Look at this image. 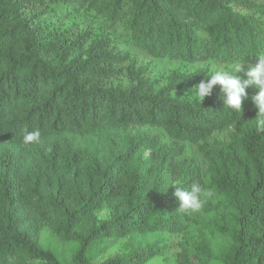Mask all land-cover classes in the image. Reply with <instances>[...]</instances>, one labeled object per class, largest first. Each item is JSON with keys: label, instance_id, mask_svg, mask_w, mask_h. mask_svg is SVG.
I'll return each instance as SVG.
<instances>
[{"label": "trees", "instance_id": "1", "mask_svg": "<svg viewBox=\"0 0 264 264\" xmlns=\"http://www.w3.org/2000/svg\"><path fill=\"white\" fill-rule=\"evenodd\" d=\"M231 1L264 14L241 0H0V264H61L41 244L45 231L76 245L74 264H93L123 239L127 254L101 264H169L165 237L174 235L184 241L175 264H264L257 89L246 90L240 113L224 108L219 85L203 104L170 97L194 87L199 75L172 74L154 94L131 66L128 88L105 87L124 57L96 40L84 61L73 58L82 37L73 45L64 36L46 40L33 19L50 5L82 9L119 26L154 59L255 65L264 55V20L235 12ZM232 126L228 142L201 147L207 183L195 165L175 167L182 147L141 131L161 129L174 142L200 144ZM24 128L40 131V142L24 145ZM193 183L211 193L199 210L202 221L180 211L173 195L172 184ZM105 208L109 218L100 220ZM193 225L203 229L194 241ZM204 231L229 245L216 255Z\"/></svg>", "mask_w": 264, "mask_h": 264}, {"label": "rangeland", "instance_id": "2", "mask_svg": "<svg viewBox=\"0 0 264 264\" xmlns=\"http://www.w3.org/2000/svg\"><path fill=\"white\" fill-rule=\"evenodd\" d=\"M241 1L264 8L263 0ZM230 6L235 12L241 15L264 20V14L258 12L256 9L244 6L235 1H231ZM37 13L41 14L33 18L34 24L35 26L41 27L43 36L46 40H52L58 36H64L68 45H73L79 37H82L81 41L77 44L78 47L74 50L73 58L84 61L86 58V52L96 40L105 42L107 44L106 49L111 51L112 55L125 58L123 64L112 67L113 69L119 70L117 76L113 79L102 81V84L105 87L128 88L131 84L128 72L131 66L137 71L142 70L141 80L146 81L151 85L154 94L170 85L169 79L172 74H178L184 78L199 75V80L195 84L197 85L202 80L208 79L209 74H211L212 71H215L218 68L226 69L233 66L214 60L199 62L196 64H186L179 61H171L169 59H154L136 48L131 39L123 33L119 26L111 28L102 20L88 16L82 9L74 11L73 13H67L65 9L59 6L50 5L38 10ZM251 66L254 65L244 64V71L241 72L240 75L247 78L245 73ZM194 87L189 89H176L171 91L169 95L177 100L188 101L190 103L199 102L197 97L192 94V89ZM248 89L249 91H253L256 87L250 86ZM235 130V126L228 127L223 131L215 132L206 143L192 144L188 142H174L161 129L151 127H144L141 129V131L148 132L151 136L159 140L161 145L169 147L171 144L176 143L178 146L182 147L183 155L176 160L175 167L178 169L183 163H186L187 165H195L200 170L205 183L208 181V163L201 149L202 145L228 142ZM98 217L100 220H107L109 218L108 210L106 208L102 210L98 214ZM194 218L202 221L204 215L200 211H196ZM200 231L203 232V229L197 225H193L188 231L190 239L194 241ZM205 233L208 235L212 249L216 255H219L224 248L229 245V242L225 238L211 237L208 232ZM165 239L167 240L166 242L171 245L168 254L169 264H175L177 256L182 250L181 245L184 243L183 237L182 235H174L166 236ZM148 240L152 242L156 240V238L150 236ZM128 242V239L110 242L108 251L101 257L95 259L93 264H101L109 259L126 255ZM41 244L45 248L50 249L57 256L61 264H74L73 256L76 251L75 244L63 243L49 231H45L42 234ZM149 264L164 263L162 259H156Z\"/></svg>", "mask_w": 264, "mask_h": 264}, {"label": "clouds", "instance_id": "3", "mask_svg": "<svg viewBox=\"0 0 264 264\" xmlns=\"http://www.w3.org/2000/svg\"><path fill=\"white\" fill-rule=\"evenodd\" d=\"M257 58V63L245 73L247 78L240 75L244 71V63H237L226 69L218 68L211 74L207 72L209 78L195 85L192 94L203 104L205 98L212 95L214 87L219 85L224 108L241 113L243 101L247 98L246 90L250 86H255L257 91L252 96V101L259 110L255 119L256 128L257 131L264 132V55H259ZM40 139V131H30L28 128L22 130L24 145L39 143ZM172 186L175 187L173 195L178 201V209L183 212L199 211L206 203L205 198L211 195L199 183H193L190 189L179 187L176 184H172Z\"/></svg>", "mask_w": 264, "mask_h": 264}]
</instances>
